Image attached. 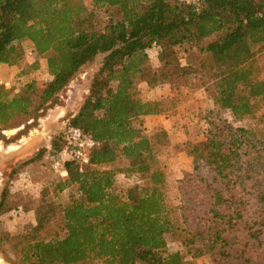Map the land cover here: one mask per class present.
<instances>
[{
    "label": "trees",
    "instance_id": "obj_1",
    "mask_svg": "<svg viewBox=\"0 0 264 264\" xmlns=\"http://www.w3.org/2000/svg\"><path fill=\"white\" fill-rule=\"evenodd\" d=\"M23 40L37 54L31 68L45 58L49 78L23 82L17 91L0 87V129L29 121L103 55L82 103L66 115L68 127L96 147L89 163L67 162L62 179L45 183L36 208L24 192L2 189L0 216L18 209L35 215L25 232L0 230L3 256L18 264H196L201 256L213 264H264V139L231 122L264 105L256 62L264 54V0H0V65L20 68ZM141 83L167 86L169 95L145 99ZM199 89L213 106L191 120L204 132L190 153L196 163L209 162L212 173L177 179L176 223L160 156L168 133L148 134L141 118L174 115L180 95ZM65 137L51 141L52 152ZM47 152L39 149L14 175ZM120 175L136 181L118 189ZM73 186L69 200L59 201ZM168 237L186 254L170 251Z\"/></svg>",
    "mask_w": 264,
    "mask_h": 264
},
{
    "label": "rangeland",
    "instance_id": "obj_2",
    "mask_svg": "<svg viewBox=\"0 0 264 264\" xmlns=\"http://www.w3.org/2000/svg\"><path fill=\"white\" fill-rule=\"evenodd\" d=\"M188 3L198 0H183ZM102 20L109 17L102 10L99 12ZM21 46L24 51L30 50L33 46L29 40H23ZM151 65L158 67L157 50L149 51ZM37 57H25L16 72H10L8 75H0L10 81L11 88L17 91L23 82L36 80L38 83L49 78L45 66V58L39 57L37 68L32 69L31 65ZM103 55H99L91 64L82 67L72 79L69 85L57 96L54 107L45 108L51 104L48 102L39 112L43 113L38 117V123L34 121L35 114L29 121L20 126L0 129V193L8 184L12 191H22L33 199V207L36 208L42 202L41 190L45 183L62 179L61 176L52 168L50 160V143L58 135L65 133L68 129V117L82 103L87 93L95 73L97 72ZM256 62L260 68V76L264 78V54L256 56ZM21 73L23 76H20ZM139 88L145 99L153 97H164L168 90L166 86H159L155 89H149L146 84L141 83ZM10 94H14L13 91ZM176 113L174 115H161L160 119H141L143 127L148 134L156 133L162 129L166 130L169 137V145L160 153L167 170V186L165 195L167 205L171 209L170 217L174 222H179V211L177 210V179L185 172H195L202 176H210L212 167L209 162L196 163L190 153V143L197 142L203 138V126L192 122L194 114L207 109L211 102L210 96L199 89L194 92L180 95ZM68 115V116H66ZM230 118V117H229ZM235 126H243L253 129L259 138L264 139V105L257 107L255 115L247 117L240 121L231 120ZM48 147V152L41 160L35 161L28 166L19 168L14 175L15 169L26 159L34 156L39 149ZM135 178L117 177L118 189H124L132 185ZM10 183V184H9ZM75 193V188L68 187L61 192L58 200L66 202L70 195ZM35 224L34 210L22 211L14 210L0 216V230L12 234L22 233L31 229ZM168 249L170 251L180 250L185 253L184 247L168 237ZM196 264H213L208 256H201L195 260ZM0 264H18L0 253ZM136 264H143L138 262Z\"/></svg>",
    "mask_w": 264,
    "mask_h": 264
},
{
    "label": "built area",
    "instance_id": "obj_3",
    "mask_svg": "<svg viewBox=\"0 0 264 264\" xmlns=\"http://www.w3.org/2000/svg\"><path fill=\"white\" fill-rule=\"evenodd\" d=\"M25 54L26 57H37L32 47L30 50H26ZM0 87L11 88L10 81L0 76ZM95 147L96 143L92 137L77 127H68L65 145L60 150L50 153L51 166L60 176H65L67 162H75L80 165L89 163Z\"/></svg>",
    "mask_w": 264,
    "mask_h": 264
},
{
    "label": "crops",
    "instance_id": "obj_4",
    "mask_svg": "<svg viewBox=\"0 0 264 264\" xmlns=\"http://www.w3.org/2000/svg\"><path fill=\"white\" fill-rule=\"evenodd\" d=\"M16 68L17 67H15V66H10V65H8V64H1L0 65V75H8L10 72H12V73H15L16 72ZM15 71V72H14ZM157 88V87H156ZM166 88H167V90H168V93L164 96V97H166V96H168L169 95V89H168V87L166 86ZM153 90V89H152ZM162 97V96H161ZM161 97H153V98H150L151 100L152 99H158V98H161ZM150 99H148V100H150ZM210 102H211V104H210V106L207 108V109H209V108H212V106H213V104H212V100H210ZM78 109V108H77ZM77 109L75 110V112L77 111ZM206 110V109H205ZM160 118V119H162L161 118V115H149V116H144V117H142L141 119L143 120V119H154V118Z\"/></svg>",
    "mask_w": 264,
    "mask_h": 264
},
{
    "label": "water",
    "instance_id": "obj_5",
    "mask_svg": "<svg viewBox=\"0 0 264 264\" xmlns=\"http://www.w3.org/2000/svg\"><path fill=\"white\" fill-rule=\"evenodd\" d=\"M58 100H59V96H55V97L52 99L51 104L48 105V106L45 108V110L48 109V108L54 107L56 101H58ZM42 115H43V113H37V114L34 116L33 119H34V121L36 122V124L38 123V117H39V116H42Z\"/></svg>",
    "mask_w": 264,
    "mask_h": 264
}]
</instances>
